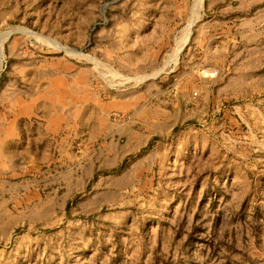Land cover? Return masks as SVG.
Masks as SVG:
<instances>
[{"label": "rangeland", "instance_id": "rangeland-1", "mask_svg": "<svg viewBox=\"0 0 264 264\" xmlns=\"http://www.w3.org/2000/svg\"><path fill=\"white\" fill-rule=\"evenodd\" d=\"M22 104L74 142L0 152V264H264V0H0Z\"/></svg>", "mask_w": 264, "mask_h": 264}, {"label": "crops", "instance_id": "crops-1", "mask_svg": "<svg viewBox=\"0 0 264 264\" xmlns=\"http://www.w3.org/2000/svg\"><path fill=\"white\" fill-rule=\"evenodd\" d=\"M23 106H12V108H3L0 111V128L1 126L8 129L11 135H5V131L0 134V152L2 156H8L13 158V164L15 154L20 148L18 144L23 142V152L31 158H38L49 155L50 151L52 154L63 153L65 150L68 151L73 146L74 137V126L66 125L68 128L70 125L71 130L66 134L61 131H51L50 127H47L43 122V118L46 120L48 117L45 109L37 107L35 105H24ZM9 107V105H6ZM12 126V127H9ZM50 126V125H49ZM18 128V129H17ZM50 129V130H49ZM51 134L56 135L51 137ZM46 135L48 139H46ZM28 136H31L28 138ZM5 153H8L5 154ZM1 156V155H0Z\"/></svg>", "mask_w": 264, "mask_h": 264}]
</instances>
